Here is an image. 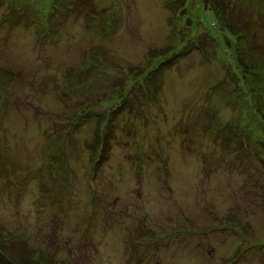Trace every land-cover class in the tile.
<instances>
[{
  "label": "rangeland",
  "instance_id": "374dc122",
  "mask_svg": "<svg viewBox=\"0 0 264 264\" xmlns=\"http://www.w3.org/2000/svg\"><path fill=\"white\" fill-rule=\"evenodd\" d=\"M51 1L0 6V228L61 264H264V57L243 75L205 0H92L49 28ZM131 85L141 114L96 162L83 109Z\"/></svg>",
  "mask_w": 264,
  "mask_h": 264
},
{
  "label": "trees",
  "instance_id": "16d2710c",
  "mask_svg": "<svg viewBox=\"0 0 264 264\" xmlns=\"http://www.w3.org/2000/svg\"><path fill=\"white\" fill-rule=\"evenodd\" d=\"M83 1L52 0L45 14L47 27L62 14L76 16L84 14L86 16L87 13H91L90 7L91 5L94 6L92 0H85L86 3ZM205 3L215 14L220 32L228 33L234 40L235 58L238 66L244 71L243 75L249 74L258 79L257 68L259 66L256 64V60L264 57V11L260 10L255 13L254 10L245 5L243 0H205ZM1 5L2 0H0ZM224 41L226 45L231 46L229 37L224 35ZM172 63L167 65L170 66ZM164 65V61H159L156 66L152 67L153 63L151 62L148 65L149 70L135 72L138 78L133 81V84L138 83V86L141 87L140 90L144 99L148 98L149 93L155 95L158 92L159 85L153 79L156 78V74ZM84 73V70H70L69 77L71 79H69V83L73 79H80ZM140 78L142 79L140 80ZM120 95L117 104L107 112H93L90 108L83 109V115L88 114L97 119L94 137L90 142V147H88L92 159L96 162L104 160L108 156L111 133L117 128V115L122 112L141 114L142 98L134 91L133 85ZM257 113L264 120V110L258 108ZM78 116L82 117V114L79 113L76 118ZM262 154L260 153L261 156H263ZM0 264H61V262L51 258L48 254L40 253L28 247L24 240L17 239L11 233L0 228Z\"/></svg>",
  "mask_w": 264,
  "mask_h": 264
}]
</instances>
